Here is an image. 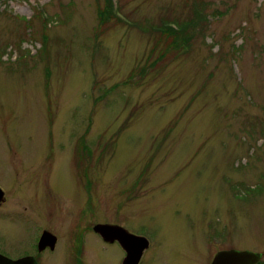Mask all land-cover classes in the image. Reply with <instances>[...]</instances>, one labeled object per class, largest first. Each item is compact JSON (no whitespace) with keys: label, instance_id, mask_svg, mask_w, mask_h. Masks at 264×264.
I'll use <instances>...</instances> for the list:
<instances>
[{"label":"rangeland","instance_id":"1","mask_svg":"<svg viewBox=\"0 0 264 264\" xmlns=\"http://www.w3.org/2000/svg\"><path fill=\"white\" fill-rule=\"evenodd\" d=\"M112 2L125 25L109 0H0V245L18 257L47 212L69 245L82 212L153 237L143 264L264 262V0ZM165 18L197 21L189 48L148 61L155 35L130 22Z\"/></svg>","mask_w":264,"mask_h":264},{"label":"flooded vegetation","instance_id":"2","mask_svg":"<svg viewBox=\"0 0 264 264\" xmlns=\"http://www.w3.org/2000/svg\"><path fill=\"white\" fill-rule=\"evenodd\" d=\"M83 185H85L86 192H88L90 189L86 184ZM3 191L4 194L0 199V207H2L1 205L8 200V195L5 192V189H3ZM17 203L22 204L23 201L20 202L19 199V202ZM91 205L92 204L88 199H86L84 202L85 208H83L84 210L82 209V211L90 212L92 209ZM23 206L25 207L26 205L24 204ZM28 206L30 207V205ZM3 210H5L3 214L7 213L5 218H11L14 222L17 221L16 224H21L23 217H19L18 211H16V213L13 211L12 213L6 207L3 208ZM87 215L88 213L81 212V214L78 213L69 216L71 218V220H69L71 223L69 224V229L66 233L69 245H64L62 240H60L62 235L57 233L56 230H53L54 219H52V216L55 217V215L51 212H47L45 216L38 218L34 223L29 224V237L26 247L21 251L18 257H13V255L9 251L3 249L1 245L0 254L10 260H21V264H85L89 253H97L100 249L108 248L109 246H117L123 252V256L119 259L117 264H124L123 262L127 257V251L124 248L123 243L126 244L127 241L125 239L122 241L120 240L121 233L124 230V232L141 236L146 239L148 245L144 249L140 261L138 262V264H143L146 252L154 243L153 237L147 235L146 232L132 230L121 222L111 223L107 221H97L93 223L94 220H91ZM98 225L116 226L122 230H119V232L106 231L105 236L96 230V226ZM92 235H94L93 241H91ZM130 241H132V239ZM143 242L145 243L144 240ZM98 247H100V249ZM255 264H264V262L259 261Z\"/></svg>","mask_w":264,"mask_h":264},{"label":"trees","instance_id":"3","mask_svg":"<svg viewBox=\"0 0 264 264\" xmlns=\"http://www.w3.org/2000/svg\"><path fill=\"white\" fill-rule=\"evenodd\" d=\"M108 12L109 13H105L106 12V8L104 9L103 13H105L107 19H109V23H116V24H123L125 25V21L126 19H120V17H118L116 15V10L117 8L115 7L114 3L112 2V0H109L108 3ZM206 12L202 13V11H200V13L197 14L198 17L204 19V15ZM104 15H102L103 18ZM101 18V19H102ZM206 20V18H205ZM197 21L191 19V18H187L186 20L183 21H178L175 19H164L163 21H161V23L159 24H152V22H146L148 24L143 25V22H135L132 23L130 22L131 26L135 25V24H139V27L141 29H143L144 31H149V33L154 34V39H155V44L154 47L150 50L148 61L152 59V57L154 56V53H160L159 56L161 58H163L166 54L170 53V43H172L175 40H178L180 43V48L182 51H185L186 49L189 48L188 45V38L185 37H177V35H184L187 31V29L193 25L194 23H196ZM48 39V38H47ZM155 54V55H156ZM156 62V60H153L151 62V67H153L152 65H154ZM146 63H144V65H141L139 68H144L143 70H145V68L147 67V65H145ZM150 64V63H149ZM138 68V69H139ZM140 70V69H139ZM136 71V70H135ZM129 76V80L133 79V75L134 72ZM127 79V81H129ZM122 85H127L126 81L122 82V83H117L115 85H113V90L118 89L119 87H121Z\"/></svg>","mask_w":264,"mask_h":264},{"label":"water","instance_id":"4","mask_svg":"<svg viewBox=\"0 0 264 264\" xmlns=\"http://www.w3.org/2000/svg\"><path fill=\"white\" fill-rule=\"evenodd\" d=\"M4 191L0 187V199L3 197ZM96 230L106 236V231H118L122 230L116 226L110 225H98ZM128 238V239H127ZM125 239L126 244L123 243L124 248L127 251V257L124 260V264H138L143 254L144 249L147 247V242L144 237L129 234L127 232L121 233V241ZM132 239V241H130ZM145 241V243L143 242ZM261 253L228 249L220 250L216 253L213 261L210 264H255L261 260ZM0 264H21V260H10L7 257L0 254Z\"/></svg>","mask_w":264,"mask_h":264}]
</instances>
